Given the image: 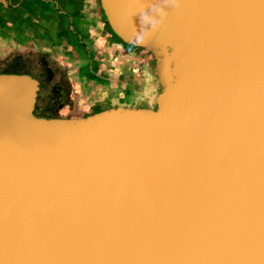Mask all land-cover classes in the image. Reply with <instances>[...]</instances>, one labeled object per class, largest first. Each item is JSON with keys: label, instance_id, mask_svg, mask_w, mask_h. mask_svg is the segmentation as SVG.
I'll return each mask as SVG.
<instances>
[{"label": "water", "instance_id": "95a60500", "mask_svg": "<svg viewBox=\"0 0 264 264\" xmlns=\"http://www.w3.org/2000/svg\"><path fill=\"white\" fill-rule=\"evenodd\" d=\"M153 107L34 114L0 73V264H264V0H100Z\"/></svg>", "mask_w": 264, "mask_h": 264}, {"label": "crops", "instance_id": "0c3cea01", "mask_svg": "<svg viewBox=\"0 0 264 264\" xmlns=\"http://www.w3.org/2000/svg\"><path fill=\"white\" fill-rule=\"evenodd\" d=\"M8 67L37 78L39 117L153 107L161 88L153 55L112 31L100 0H0V73H17Z\"/></svg>", "mask_w": 264, "mask_h": 264}, {"label": "rangeland", "instance_id": "374dc122", "mask_svg": "<svg viewBox=\"0 0 264 264\" xmlns=\"http://www.w3.org/2000/svg\"><path fill=\"white\" fill-rule=\"evenodd\" d=\"M8 70H13L14 72H17V73H23V74H29V75H31L30 74V72L29 71H31L30 69H24V67H16V68H10V67H8L7 68ZM36 110L38 111V113H40L41 111H39L38 110V107L36 108ZM52 111L53 112H56V111H58V113L59 112H62V110H61V108H54L53 110H51V111H48V113L49 114H51L52 113ZM97 112V111H96ZM44 113V112H43ZM47 113V112H46ZM78 113H80V112H78ZM86 114V113H85ZM90 114H92V113H90ZM88 115V114H87ZM78 116H80V115H78ZM85 116V115H84Z\"/></svg>", "mask_w": 264, "mask_h": 264}, {"label": "flooded vegetation", "instance_id": "af4514ba", "mask_svg": "<svg viewBox=\"0 0 264 264\" xmlns=\"http://www.w3.org/2000/svg\"><path fill=\"white\" fill-rule=\"evenodd\" d=\"M59 104H60V101L58 102V106H59ZM37 106H38V99L36 97L35 106H34V109H33L34 114H37V110H36ZM56 108H57V106H56Z\"/></svg>", "mask_w": 264, "mask_h": 264}, {"label": "trees", "instance_id": "16d2710c", "mask_svg": "<svg viewBox=\"0 0 264 264\" xmlns=\"http://www.w3.org/2000/svg\"><path fill=\"white\" fill-rule=\"evenodd\" d=\"M133 45V44H132ZM142 48V47H141ZM142 49H144V48H142ZM146 50V49H145ZM148 51V50H147Z\"/></svg>", "mask_w": 264, "mask_h": 264}]
</instances>
